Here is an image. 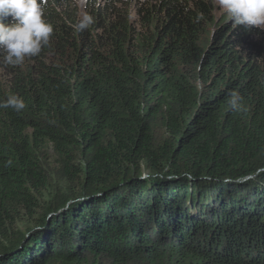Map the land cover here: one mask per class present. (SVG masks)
Masks as SVG:
<instances>
[{
	"label": "trees",
	"instance_id": "trees-1",
	"mask_svg": "<svg viewBox=\"0 0 264 264\" xmlns=\"http://www.w3.org/2000/svg\"><path fill=\"white\" fill-rule=\"evenodd\" d=\"M45 18L38 56L0 51V103L26 105L0 108V264H264V32L214 0Z\"/></svg>",
	"mask_w": 264,
	"mask_h": 264
},
{
	"label": "clouds",
	"instance_id": "clouds-1",
	"mask_svg": "<svg viewBox=\"0 0 264 264\" xmlns=\"http://www.w3.org/2000/svg\"><path fill=\"white\" fill-rule=\"evenodd\" d=\"M47 0H0V51L3 60L11 66H18L26 58L38 56L42 49L49 46L53 34V25L45 18ZM86 6L87 0H80ZM219 8L223 9L236 26L244 25L264 32V0H217ZM11 18L12 23H4ZM203 14L197 16L202 20ZM94 23V17L83 12L78 23L77 31H84ZM26 107L23 99L15 94H9L0 108H11L21 112ZM229 110L246 111L242 97L233 90L229 93ZM11 164V161L7 162Z\"/></svg>",
	"mask_w": 264,
	"mask_h": 264
},
{
	"label": "rangeland",
	"instance_id": "rangeland-1",
	"mask_svg": "<svg viewBox=\"0 0 264 264\" xmlns=\"http://www.w3.org/2000/svg\"><path fill=\"white\" fill-rule=\"evenodd\" d=\"M66 4L68 5H77L80 8H83V6L80 3V0H64ZM89 2H96V0H87ZM214 5L216 8V12H217V16L221 13V11H224L223 9L219 8L218 4H217V0H214Z\"/></svg>",
	"mask_w": 264,
	"mask_h": 264
}]
</instances>
